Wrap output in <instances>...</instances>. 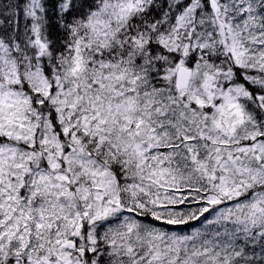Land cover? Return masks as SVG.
<instances>
[{"label": "snow or ice", "instance_id": "snow-or-ice-1", "mask_svg": "<svg viewBox=\"0 0 264 264\" xmlns=\"http://www.w3.org/2000/svg\"><path fill=\"white\" fill-rule=\"evenodd\" d=\"M0 264H264V0H0Z\"/></svg>", "mask_w": 264, "mask_h": 264}]
</instances>
